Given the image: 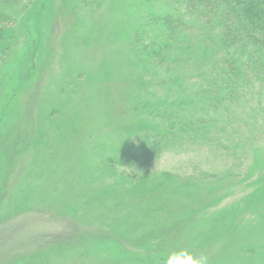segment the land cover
<instances>
[{"label":"rangeland","instance_id":"1","mask_svg":"<svg viewBox=\"0 0 264 264\" xmlns=\"http://www.w3.org/2000/svg\"><path fill=\"white\" fill-rule=\"evenodd\" d=\"M5 3L0 264H264V89L191 115L205 83L158 54L171 0Z\"/></svg>","mask_w":264,"mask_h":264},{"label":"trees","instance_id":"2","mask_svg":"<svg viewBox=\"0 0 264 264\" xmlns=\"http://www.w3.org/2000/svg\"><path fill=\"white\" fill-rule=\"evenodd\" d=\"M0 1L6 4L7 0ZM171 3L172 7L155 17L162 21V50L158 54L166 61L174 49L171 72L186 81L196 79L205 83L197 94L206 96V101L200 104L194 99L191 115L199 105L203 108L200 113H205L203 106H206V113L221 112L218 116H222L223 108L229 112L253 84L258 83L260 90L264 89V0H171ZM1 19L7 18L1 15ZM155 40L158 41L156 37ZM190 121L188 137L206 135L204 127L194 130L196 123L203 124L198 118L191 117ZM155 137L163 139L160 135Z\"/></svg>","mask_w":264,"mask_h":264},{"label":"clouds","instance_id":"3","mask_svg":"<svg viewBox=\"0 0 264 264\" xmlns=\"http://www.w3.org/2000/svg\"><path fill=\"white\" fill-rule=\"evenodd\" d=\"M162 264H209V256L205 253L195 255L187 248H181L168 253Z\"/></svg>","mask_w":264,"mask_h":264}]
</instances>
